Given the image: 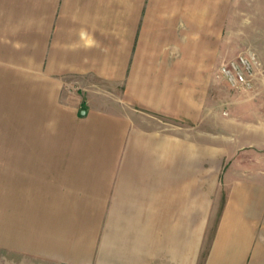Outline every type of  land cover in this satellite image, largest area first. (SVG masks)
Here are the masks:
<instances>
[{
    "label": "crops",
    "instance_id": "crops-1",
    "mask_svg": "<svg viewBox=\"0 0 264 264\" xmlns=\"http://www.w3.org/2000/svg\"><path fill=\"white\" fill-rule=\"evenodd\" d=\"M230 3L0 0V111L25 110L32 144L58 94L118 155L54 161L15 147L0 161V264H264V99L256 82L234 101L216 78L231 59ZM242 154L255 161L223 173L227 194L200 182L210 156L226 169Z\"/></svg>",
    "mask_w": 264,
    "mask_h": 264
},
{
    "label": "rangeland",
    "instance_id": "rangeland-1",
    "mask_svg": "<svg viewBox=\"0 0 264 264\" xmlns=\"http://www.w3.org/2000/svg\"><path fill=\"white\" fill-rule=\"evenodd\" d=\"M230 25L225 31L229 38L224 42V57L235 58L244 52H251L257 55L261 62V70L255 78L257 82L256 93L264 99V0H230ZM216 78L221 83L222 91L232 95L234 101H239L243 97L238 92H234L229 84L219 75L216 69ZM254 83V85H255ZM236 94V95H234ZM71 99L68 98V101ZM62 101L60 95H56L55 105L50 107V121L47 127H41V123L35 129L36 136H32V144L38 151L48 150L53 154L54 161H85L87 163L107 162L118 160L110 154V133L104 128L96 127V123L88 121L86 115L82 116L76 106H67ZM17 107L2 106L0 111V161H15V147L32 145L26 142V138L31 136L30 123L24 120L25 110L22 112ZM222 108V109H221ZM39 107V113H41ZM216 112L221 117H226L227 107H221L216 101ZM95 124V125H94ZM109 130V127L107 128ZM107 131V132H105ZM75 136H72V135ZM83 134L84 138L78 137ZM103 136V137H97ZM108 136V137H106ZM119 146H115L118 149ZM18 150V149H17ZM101 151H105L102 153ZM108 151V152H107ZM82 152V154L80 153ZM209 169L200 170V182L209 181L214 184L215 192L227 194L228 189L222 185L223 173L226 172L228 178H238L249 170L255 161L252 155H238L234 162L223 164L221 169L220 157H209ZM204 163V162H203ZM199 166H203L199 163ZM203 171V172H202ZM225 198H219L213 208V212L208 221V233L205 234L204 242L209 247L211 241L215 240L216 227L221 219Z\"/></svg>",
    "mask_w": 264,
    "mask_h": 264
},
{
    "label": "built area",
    "instance_id": "built-area-1",
    "mask_svg": "<svg viewBox=\"0 0 264 264\" xmlns=\"http://www.w3.org/2000/svg\"><path fill=\"white\" fill-rule=\"evenodd\" d=\"M261 62L257 55L244 52L235 58L224 62L219 69V75L229 84L235 92L251 90L255 78L261 70Z\"/></svg>",
    "mask_w": 264,
    "mask_h": 264
},
{
    "label": "water",
    "instance_id": "water-1",
    "mask_svg": "<svg viewBox=\"0 0 264 264\" xmlns=\"http://www.w3.org/2000/svg\"><path fill=\"white\" fill-rule=\"evenodd\" d=\"M81 114H82V115L85 114V109H84V108L82 109Z\"/></svg>",
    "mask_w": 264,
    "mask_h": 264
}]
</instances>
